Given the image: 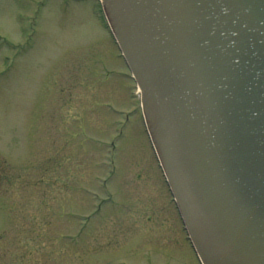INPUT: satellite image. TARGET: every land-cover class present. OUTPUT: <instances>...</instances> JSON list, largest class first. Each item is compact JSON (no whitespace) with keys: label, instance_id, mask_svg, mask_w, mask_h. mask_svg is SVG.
Masks as SVG:
<instances>
[{"label":"rangeland","instance_id":"rangeland-1","mask_svg":"<svg viewBox=\"0 0 264 264\" xmlns=\"http://www.w3.org/2000/svg\"><path fill=\"white\" fill-rule=\"evenodd\" d=\"M99 8L0 0V264H199Z\"/></svg>","mask_w":264,"mask_h":264},{"label":"water","instance_id":"water-1","mask_svg":"<svg viewBox=\"0 0 264 264\" xmlns=\"http://www.w3.org/2000/svg\"><path fill=\"white\" fill-rule=\"evenodd\" d=\"M203 264H264V0H102Z\"/></svg>","mask_w":264,"mask_h":264}]
</instances>
